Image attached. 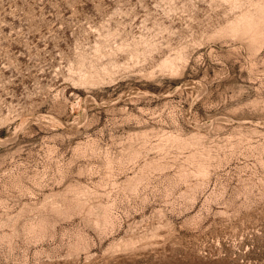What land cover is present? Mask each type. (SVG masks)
<instances>
[{"label": "rangeland", "instance_id": "obj_1", "mask_svg": "<svg viewBox=\"0 0 264 264\" xmlns=\"http://www.w3.org/2000/svg\"><path fill=\"white\" fill-rule=\"evenodd\" d=\"M0 264H264V0H0Z\"/></svg>", "mask_w": 264, "mask_h": 264}]
</instances>
